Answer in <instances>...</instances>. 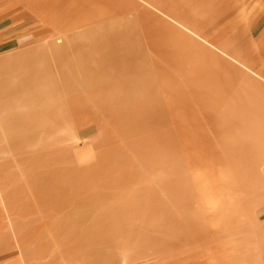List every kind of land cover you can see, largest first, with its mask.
<instances>
[{
  "label": "rangeland",
  "instance_id": "rangeland-1",
  "mask_svg": "<svg viewBox=\"0 0 264 264\" xmlns=\"http://www.w3.org/2000/svg\"><path fill=\"white\" fill-rule=\"evenodd\" d=\"M0 264H264V0H0Z\"/></svg>",
  "mask_w": 264,
  "mask_h": 264
}]
</instances>
